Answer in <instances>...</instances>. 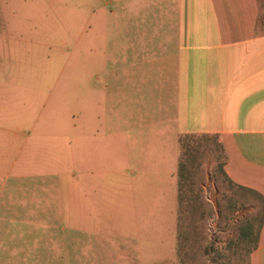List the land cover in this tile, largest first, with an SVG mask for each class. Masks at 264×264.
<instances>
[{"label":"rangeland","instance_id":"374dc122","mask_svg":"<svg viewBox=\"0 0 264 264\" xmlns=\"http://www.w3.org/2000/svg\"><path fill=\"white\" fill-rule=\"evenodd\" d=\"M162 2L0 0V184L8 191L26 177L42 189L48 177L63 215L27 240H11L4 219L0 264H244L240 231L256 230L257 201L226 177L211 135L181 136L175 183L161 185L172 83L167 94L153 83L139 89V75H126L130 65L116 55L115 37H159ZM135 44L138 71L147 61ZM115 68L122 90L111 99ZM193 189L202 205L192 210L179 195Z\"/></svg>","mask_w":264,"mask_h":264},{"label":"crops","instance_id":"0c3cea01","mask_svg":"<svg viewBox=\"0 0 264 264\" xmlns=\"http://www.w3.org/2000/svg\"><path fill=\"white\" fill-rule=\"evenodd\" d=\"M163 2L159 37L145 38L142 33L137 40H113L116 55L120 49L121 62L130 65L125 69L126 75H139V89L154 84V88L159 90L162 86L166 93L169 84L173 86L174 110L164 122L174 123V128L173 135L164 141L161 185L175 183V174L171 173L177 164L181 136L217 137L224 154L226 177L249 193V201H257L249 210L256 230H252L251 221L252 225L240 231V235L247 233L243 241L251 243L245 245L248 253L244 264H264V0ZM137 41L147 61L138 71L133 68L137 63ZM156 59L159 65L150 66ZM121 72L113 69L117 83L111 86V99L115 94L118 98V90H122L118 83ZM150 74L156 75L152 82L146 76ZM133 84L138 85L134 80ZM151 90L146 91L150 94ZM158 107L166 111V101ZM113 121L117 127V117H111ZM116 134L111 127L110 139L116 138ZM47 178L39 180L44 182L42 187L38 186L42 189H33V179L26 177L16 178L8 191L4 181L0 184V226L4 219H12L6 230L11 240H27L29 236L37 239L35 233H46L50 231L47 228L62 225V199L54 195L52 179ZM172 195L175 205L176 189ZM10 212L13 217L7 215Z\"/></svg>","mask_w":264,"mask_h":264},{"label":"trees","instance_id":"16d2710c","mask_svg":"<svg viewBox=\"0 0 264 264\" xmlns=\"http://www.w3.org/2000/svg\"><path fill=\"white\" fill-rule=\"evenodd\" d=\"M182 167H181V171H182ZM223 170V172H224V169H222ZM224 174H225V172H224ZM179 190H181L182 191V186H181V188H179ZM186 196V195H185ZM185 198V199H184ZM179 200H181V202L182 201H185L186 200V205H185V207L187 208V209H198V207L200 206L201 207V205H202V199H201V194L199 193V190L198 191H195L194 189H193V191H192V195H187L186 197H184V195L182 196V195H179ZM251 229H249V231H250ZM189 232V231H188ZM247 234V233H246ZM246 234H244V233H242L241 234V236H244V235H246ZM206 250H209V249H207V247H206Z\"/></svg>","mask_w":264,"mask_h":264}]
</instances>
